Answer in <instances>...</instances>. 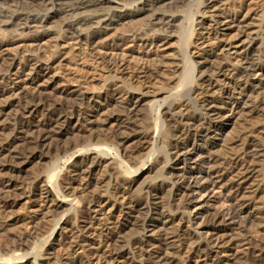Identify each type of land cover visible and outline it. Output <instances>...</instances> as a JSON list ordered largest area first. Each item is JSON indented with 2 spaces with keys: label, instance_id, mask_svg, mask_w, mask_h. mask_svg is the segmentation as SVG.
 Returning <instances> with one entry per match:
<instances>
[{
  "label": "bare ground",
  "instance_id": "bare-ground-1",
  "mask_svg": "<svg viewBox=\"0 0 264 264\" xmlns=\"http://www.w3.org/2000/svg\"><path fill=\"white\" fill-rule=\"evenodd\" d=\"M127 1L0 0V34L13 30L6 40L0 37V51L5 55L18 47L37 54L47 39L61 56L69 40L78 51L84 50L83 55L81 51L72 54L70 60L60 56L63 62L37 55V63H24L33 67L32 79L8 77L0 82V98L8 100L0 108V192L9 194L19 185L17 175L25 165L41 164L51 153L58 157L78 154L62 176L50 168L45 176L21 183V195L37 198L46 207L43 216H58L69 208L60 214L63 226L59 237L68 230L75 232L76 244L81 245L88 241L85 234L91 233L92 241L101 244L87 264H190V256L181 257L188 247L196 255L195 263L221 264V258L215 261L218 255L214 251L232 240L223 226H259L264 233V212L260 211L257 220L238 211L264 193V171L259 172L257 166L261 152L257 139H264V82L257 88L250 81L252 75H264V19L255 27L252 14L248 11L240 20L239 10L215 25L197 22V13L204 17L212 4L224 0H205L200 8L196 7L198 0H140V8L124 11ZM56 17L61 18L60 29L51 26ZM145 19L147 33L130 30ZM221 25L236 29V34L226 39L219 34ZM198 26L207 33L196 32ZM125 27L128 30L120 32ZM191 34L202 41L197 60H191L187 52ZM109 38L120 45L100 54L99 48L107 45ZM172 42L178 44L177 54L157 53L159 45ZM127 44L135 48L153 45L157 50L141 53L122 47ZM44 67L51 72L44 74ZM55 71L60 76H55ZM66 83L78 86L69 88ZM159 90H167L166 111L159 110L151 122L141 118L138 107L156 98ZM258 118L260 123L249 125ZM234 119L241 120L238 135L225 139L220 153L213 155L209 141ZM149 147L150 161L157 154L159 167L175 161L183 166V172L170 174V190L163 181L133 198L137 179L129 175L136 173L134 166ZM205 154L210 155L208 159H203ZM190 162L196 168L187 171ZM124 164L127 170L122 169ZM216 192L217 206L211 209L214 198L210 195ZM164 194H173V199L162 207ZM78 201L82 209L75 211ZM5 202V208L13 206ZM106 203L113 211L110 215L104 211ZM125 208L128 213H123ZM81 214L86 215L84 219L79 218ZM18 220L24 218L14 219ZM183 221L194 231L184 243L186 249L174 241L188 233L180 224ZM174 224L177 227H172L171 233ZM129 227L132 233L126 236ZM146 233L159 239L145 238ZM261 254L248 256L243 264H264Z\"/></svg>",
  "mask_w": 264,
  "mask_h": 264
},
{
  "label": "rangeland",
  "instance_id": "rangeland-1",
  "mask_svg": "<svg viewBox=\"0 0 264 264\" xmlns=\"http://www.w3.org/2000/svg\"><path fill=\"white\" fill-rule=\"evenodd\" d=\"M205 0H198L196 7L200 8V4L204 2ZM143 2L140 0H136L133 2V0L127 1L123 3L122 10H132L135 8H140L142 6ZM213 6V7H212ZM210 9L208 10V14L206 16H201L197 13L195 15V19L197 22L203 21L207 25H215L217 20L222 19L223 17L233 15L235 12L239 11L240 20L241 18L245 16V14L249 11V14H252V22L254 23V26L261 22L262 19H264V0H224L222 3H218L214 5L212 4ZM191 10V9H190ZM200 10V9H199ZM242 11V12H241ZM241 12V13H240ZM191 13V12H190ZM187 14V13H186ZM192 14V13H191ZM185 15V13H184ZM213 16V17H212ZM255 20V21H254ZM260 20V21H259ZM61 18L59 19L56 17L51 21V26L56 27L57 29H60L61 27ZM137 28H130V30L138 29L142 33H147L149 31V26H147V20L141 21L140 25L135 26ZM120 28V27H119ZM128 27H125L124 29L121 28L120 32L127 31ZM219 34L220 35H226V39H230L234 34H236V29L229 30V27L221 25L218 27ZM129 30V31H130ZM13 30H7V32H3L0 34V37L6 40L9 37V34ZM10 32V33H9ZM196 32H203L205 35L207 31L202 30L200 26L196 27ZM254 36L257 35L256 33L253 34ZM113 37V36H112ZM260 38H262V34L259 33ZM200 37H197L195 34H191L189 43L191 44L189 46V49L187 52H189V56H191V60H197L198 57V50L197 47L202 44V41H199ZM111 39V40H110ZM107 45L101 46L98 51H100V54L106 53L108 49H112L116 47L117 45H120L115 40H112V38H109L108 42H106ZM53 42L50 39H47L42 42L41 49L37 50V54L34 52H30L28 48L24 47H18L14 48L13 51H10L7 55L6 53L0 51V82L2 80L7 79L8 77H11L12 79H16L17 77L21 79H32L35 72L32 71L33 67H25L24 63L28 62L31 64L37 63V55L44 56L45 59H54L58 62L62 61L61 58H69L71 59L72 54L79 53L77 47H75V42L72 40H69L66 47L64 48L63 53L64 55L61 56V53H55V49L51 47ZM75 47V48H74ZM124 47V49H127L129 47H133L130 44H127ZM121 47V48H122ZM126 47V48H125ZM246 46L240 50L241 53H244L246 50ZM74 48V50H73ZM136 49V51L141 53H154L156 52L157 48H159L157 53L160 54H177L178 50V44H174V42L162 46L159 45V47L152 46H138L133 47ZM32 50V49H31ZM77 50V51H76ZM206 50H209L207 48ZM84 51V50H83ZM83 51L82 55H83ZM235 50L231 51V54L233 57ZM259 55H262V49L258 52ZM81 54V53H80ZM61 56V58H60ZM172 57V56H171ZM262 61L264 63V55L261 56ZM35 60V61H33ZM65 64V62H64ZM182 65V64H181ZM42 72L44 74H49L51 71L44 67L42 69ZM181 72V71H180ZM53 74V72H52ZM55 76H60V73L58 71H55ZM250 81L254 83V85L258 88L259 82H264V75L256 74L252 75L250 77ZM32 88L35 86L34 83L30 85ZM66 87L69 88H76L77 84H65ZM167 90H159L158 96L156 98H149L147 99L142 106L138 107L137 111L139 112L141 118H144L146 120H149L150 122L155 120L156 114L159 110L166 111L164 107V98L166 97ZM172 92H175L172 91ZM239 92H236V97H238ZM219 97L222 95H218ZM5 102H8L6 98H0V108H3V105ZM13 112V111H11ZM10 112V115H11ZM262 114V112H260ZM264 114V112H263ZM261 118V116H260ZM259 119V118H258ZM253 119L250 121L249 125H254L260 123V119ZM239 121V122H238ZM236 122V119H234L231 122H226L224 131L221 133V135H218L214 139L209 141V145L213 148L211 153L213 155H216L220 153L219 147L223 145V142L225 139L230 140L231 138H235L236 135H238V130L240 129V121L238 120ZM259 121V122H258ZM253 122V123H252ZM6 133V132H5ZM8 133V132H7ZM154 134V132H153ZM257 139V142H259V149L261 150L259 157L257 158V166L260 168L259 172L264 171V139L260 138ZM263 146V147H261ZM151 148L149 147L148 150L144 152V156L139 160V162L134 166V170H136V173L129 175L132 179H137V182L135 186L133 187L131 193L132 197L136 198L140 196L143 192L146 191L147 188L151 187L152 185H155L157 183L165 182L166 186H168L167 190H170V186L172 185L171 175L170 174H182L183 172V166L178 165L175 163V161H172L168 165H164L162 167H159L157 165V161H155V156L157 154H154L152 156V161L149 160V156H151ZM258 149V150H259ZM220 150V151H219ZM77 155H67L64 157H58L53 155L51 153L49 155V158L45 161H42L41 164L37 162H32L31 164L25 165L22 172H20L17 176L18 181L20 182L17 187H15L9 194H2L0 192V264H29V260H38L37 263L45 264L48 263L50 260L49 258H52V263L54 264H87L89 256L92 255L91 253L95 252L97 248L99 249L101 247V244L99 241H92V235L91 233H87L86 239L88 240L87 243L77 245L76 244V236L77 234L75 232H70L69 230L66 231L62 237H59V232L61 230V227L63 226V220L60 219V214L66 213L67 209H69L67 206L65 209L61 210L60 214L49 216V215H42V213L46 212V207L40 203L37 202V198H26L25 196H22L21 194L24 192L23 185L21 183L29 181L30 179H33L37 175L45 176V171L47 169L53 168L55 169V175L62 176L64 174V170L68 163L75 160ZM210 155L205 154L203 155V159H208ZM110 157V156H109ZM260 160V161H259ZM145 163V167H144ZM125 166V167H124ZM263 166V167H260ZM123 170H127L128 166L127 164H124L121 166ZM257 167V168H258ZM125 168V169H124ZM196 166L194 162H190L186 166V170H195ZM258 168V169H259ZM58 177V176H57ZM167 178V179H166ZM260 177L257 178V180ZM58 179V178H57ZM1 180V177H0ZM58 180H56L57 184ZM55 183V182H54ZM50 183L49 186L53 187V185ZM106 186H104V189L102 191H105ZM82 189H80L81 191ZM166 194V193H165ZM162 197V200L160 203L161 206H165L166 200H172V196L165 195ZM178 193H175L174 196L176 197ZM3 195H8L9 198H7V201L12 202L13 206L11 208H5L4 205L6 204V200L3 201ZM212 196V197H211ZM217 192L214 195H210L212 199V202L210 203V207L215 208L217 206V203L214 201L216 199ZM171 197V198H170ZM11 199V200H10ZM103 199L105 202H107V196H104ZM164 200V201H163ZM3 202V204H2ZM5 202V203H4ZM254 202V203H253ZM213 203V204H212ZM41 205V206H39ZM82 202L78 201L74 203V209L81 210L82 209ZM213 206V207H212ZM254 206V207H253ZM43 207V208H42ZM4 208V209H3ZM104 211L107 213V215H110L111 212H113L110 208V204L106 203L104 205ZM203 208H208L204 206ZM243 209V210H242ZM238 209V211H242V216L248 217L251 216L254 219L258 220V217L261 216V212H264V193H260L257 196H255V199L247 203L245 207H242ZM39 210V211H38ZM44 210V211H43ZM128 208L124 209L123 213H128ZM41 212V215H40ZM248 212V214H247ZM245 214V215H244ZM251 214V215H250ZM94 215V214H93ZM86 215L81 214L79 218L84 219ZM29 217H32L33 219H29ZM15 218H24V220L21 221H14ZM40 219V220H39ZM96 219H101L100 215H96ZM59 221V226L56 225V223ZM103 221V220H102ZM178 225V221L175 222ZM182 223V224H181ZM184 223V224H183ZM174 224V225H176ZM180 224L187 228V224L183 221L180 222ZM176 226H170L169 232H173V228L175 229ZM228 225V226H227ZM227 225L223 226L227 233V238L230 240V242L226 245L225 248L217 249L216 252L214 251V255L217 254L218 259L215 258V261L219 260L221 261V264H243L244 260L249 256L250 258H255L256 254H261L264 256L262 251L264 248V240H261L262 237L264 239V233H262V227L255 226L251 228H244L239 227L238 224L235 225V223H228ZM2 226V227H1ZM173 227V228H172ZM245 229V230H244ZM247 229V230H246ZM171 230V231H170ZM188 235H184L179 240L176 241V244L178 246H183L185 249L187 248V245L184 244L188 241L189 238L194 236L193 229L187 228ZM131 231V228L129 227L128 230H126V236L129 235ZM171 232V233H172ZM230 233V234H229ZM229 234V235H228ZM145 238H156L158 236H153L151 233L144 234ZM189 237V238H187ZM191 240V239H190ZM253 242V243H252ZM182 243V245H181ZM260 244V245H259ZM229 245V247H228ZM233 245V246H232ZM258 245V246H257ZM235 246V247H234ZM257 249H254L256 248ZM232 247V248H231ZM261 251H260V249ZM230 248V249H229ZM188 249V250H187ZM186 249V253H184V250L181 252V257L184 256V259H186L187 256H190L188 259V263L190 264H198L195 263L196 261V255L189 250V247ZM227 249V250H226ZM259 249V250H258ZM251 251L253 253H251ZM255 251V252H254ZM47 253H52V256H47ZM184 253V254H182ZM248 254V255H247ZM177 256V255H175ZM216 256V255H215ZM220 256V257H219ZM180 257V256H179ZM194 257V258H193ZM54 258V259H53ZM178 258V257H177ZM244 258V259H243ZM36 263V264H37ZM177 264H187V263H180V261ZM212 264V263H210Z\"/></svg>",
  "mask_w": 264,
  "mask_h": 264
}]
</instances>
